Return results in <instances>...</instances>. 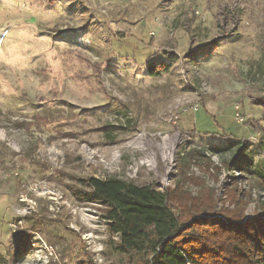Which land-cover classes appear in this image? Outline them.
<instances>
[{
  "label": "rangeland",
  "instance_id": "rangeland-1",
  "mask_svg": "<svg viewBox=\"0 0 264 264\" xmlns=\"http://www.w3.org/2000/svg\"><path fill=\"white\" fill-rule=\"evenodd\" d=\"M243 143L257 175L228 166ZM91 176L167 192L184 227L264 221V0H0V264H143Z\"/></svg>",
  "mask_w": 264,
  "mask_h": 264
},
{
  "label": "trees",
  "instance_id": "trees-1",
  "mask_svg": "<svg viewBox=\"0 0 264 264\" xmlns=\"http://www.w3.org/2000/svg\"><path fill=\"white\" fill-rule=\"evenodd\" d=\"M144 67L147 75L155 77L168 72L170 64L155 62L150 55ZM228 166L238 173L258 174L244 143ZM86 181L90 191L81 199L104 208L103 219L109 233L118 238L117 249L141 256L143 264H264L262 219L248 226L218 218L212 226L195 223L188 228L172 212L171 196L153 185L111 176H91Z\"/></svg>",
  "mask_w": 264,
  "mask_h": 264
},
{
  "label": "crops",
  "instance_id": "crops-1",
  "mask_svg": "<svg viewBox=\"0 0 264 264\" xmlns=\"http://www.w3.org/2000/svg\"><path fill=\"white\" fill-rule=\"evenodd\" d=\"M10 193L0 191V219H4L7 215H10L9 208H11Z\"/></svg>",
  "mask_w": 264,
  "mask_h": 264
},
{
  "label": "built area",
  "instance_id": "built-area-1",
  "mask_svg": "<svg viewBox=\"0 0 264 264\" xmlns=\"http://www.w3.org/2000/svg\"><path fill=\"white\" fill-rule=\"evenodd\" d=\"M197 108H198L197 105H194V106L192 107V109H193L194 111L197 110ZM166 158H168V160H169V164H168V166L166 167V174H168L169 172L172 171V169H173V164H172V160L170 159L169 156L166 157ZM165 177H166V175L163 176V178H165Z\"/></svg>",
  "mask_w": 264,
  "mask_h": 264
},
{
  "label": "bare ground",
  "instance_id": "bare-ground-1",
  "mask_svg": "<svg viewBox=\"0 0 264 264\" xmlns=\"http://www.w3.org/2000/svg\"><path fill=\"white\" fill-rule=\"evenodd\" d=\"M163 152H164V151H163ZM163 154H164L166 157H168V155H169V153H168V154H167V153H166V154H165V153H163Z\"/></svg>",
  "mask_w": 264,
  "mask_h": 264
}]
</instances>
